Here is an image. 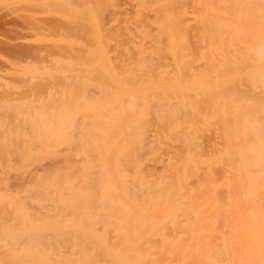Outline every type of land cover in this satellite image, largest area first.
Instances as JSON below:
<instances>
[{
    "label": "bare ground",
    "instance_id": "1",
    "mask_svg": "<svg viewBox=\"0 0 264 264\" xmlns=\"http://www.w3.org/2000/svg\"><path fill=\"white\" fill-rule=\"evenodd\" d=\"M25 1L0 264H264V0Z\"/></svg>",
    "mask_w": 264,
    "mask_h": 264
},
{
    "label": "rangeland",
    "instance_id": "2",
    "mask_svg": "<svg viewBox=\"0 0 264 264\" xmlns=\"http://www.w3.org/2000/svg\"><path fill=\"white\" fill-rule=\"evenodd\" d=\"M12 0H0V52L2 53V55L5 53L6 54V57L4 58L2 55V57H3V59L1 58L0 59V62L1 61H3V62H1V64H3L4 62L6 63L8 60L10 61V62H12L11 60L13 59L12 58V54L10 53V52H8V50H7V48H10V47H8L9 45L12 47L16 42H17V38L18 37H20V36H18L19 34L21 35V32L20 33H18L19 31H22V35H24V32L23 31H25V26H27V24L25 25V26H21V29L20 28H18V26L17 27H14V26H16L18 23V25H20L21 23H20V20L22 19V21L24 20V19H26V21L28 20L29 21V17L28 16H30V14H35L36 12H35V10L34 9H32L31 7H30V5H28V1H27V3H26V1L24 0V3L22 4V3H20V2H22L21 0L19 1V0H17V1H19V3H17L16 2V0H14V1H12ZM10 2H11V4H10ZM77 3V2H76ZM22 4V5H21ZM52 8H53V6H50V11H52ZM54 9V8H53ZM24 16H25V18H24ZM22 17V18H21ZM28 17V18H27ZM15 18V19H14ZM18 19H20L19 21H18ZM7 20H9V21H7ZM15 21V24H14V21ZM13 23H12V22ZM27 21V22H28ZM4 22V23H3ZM9 22L11 23V24H9ZM26 22V23H27ZM22 23H25V22H22ZM5 24V25H4ZM12 25V27L11 28H9L10 26ZM23 25V24H22ZM14 27V28H13ZM17 28V29H16ZM22 28H23V30H22ZM8 29H11V32H9L8 31ZM17 30H19V31H17ZM12 31H15L14 33L12 32ZM16 33V34H15ZM11 35H13V37L11 36ZM15 35V36H14ZM8 37V38H7ZM9 37H11V38H9ZM16 39H15V38ZM5 39V41L4 40H2V39ZM6 39H8V40H15V42L12 40V42H9L8 40H7V43H6ZM19 39V38H18ZM2 40V41H1ZM2 42V43H1ZM4 42V43H3ZM2 46H4V47H2ZM7 46V47H6ZM2 49H3V52H2ZM7 50V53H6V50ZM5 50V51H4ZM5 54H4V56H5ZM9 54H11V58H10V55ZM7 55L9 56L8 58H7ZM5 59H8L7 61H5ZM14 59H15V57H14ZM18 59V58H17ZM23 59V58H22ZM15 61H16V59H15ZM15 61L13 60V63L16 65V63H15ZM4 63V64H5ZM18 60H17V65H18ZM22 63V62H21ZM1 64H0V67H1V69H3V68H5L4 66V64H3V66H1ZM16 65V66H17ZM1 71V70H0ZM8 71H10V69L8 70ZM10 85V84H9ZM0 87H2L3 88V85H1L0 84ZM1 88V89H2ZM1 89H0V93H1ZM3 89H5L6 91L5 92H2L1 94H0V101H1V99H2V103H3V101L5 102V103H7L8 102V94L10 93V91H9V89H12V87H11V85H10V87H7V88H3ZM3 91V90H2ZM6 93V94H5ZM2 95V96H1ZM5 95V96H4ZM3 97V98H2ZM6 97H7V101H6ZM2 103H0V104H2ZM1 106V105H0ZM2 108V106L0 107V110H2L1 109Z\"/></svg>",
    "mask_w": 264,
    "mask_h": 264
}]
</instances>
